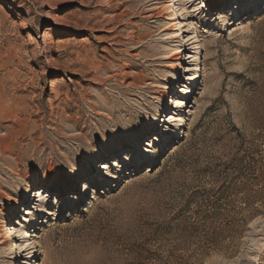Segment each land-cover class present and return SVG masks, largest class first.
I'll list each match as a JSON object with an SVG mask.
<instances>
[{
    "label": "rangeland",
    "instance_id": "1",
    "mask_svg": "<svg viewBox=\"0 0 264 264\" xmlns=\"http://www.w3.org/2000/svg\"><path fill=\"white\" fill-rule=\"evenodd\" d=\"M223 184L264 199V0H0V264H182L155 229ZM197 264H264V211Z\"/></svg>",
    "mask_w": 264,
    "mask_h": 264
},
{
    "label": "trees",
    "instance_id": "2",
    "mask_svg": "<svg viewBox=\"0 0 264 264\" xmlns=\"http://www.w3.org/2000/svg\"><path fill=\"white\" fill-rule=\"evenodd\" d=\"M237 192L227 184L195 191L171 222L155 229V242H164L168 236L180 240L178 244L174 241L171 250H192L186 256L181 254L182 264H197L210 252L234 253L249 219L264 211L263 195L246 190L238 198Z\"/></svg>",
    "mask_w": 264,
    "mask_h": 264
},
{
    "label": "bare ground",
    "instance_id": "3",
    "mask_svg": "<svg viewBox=\"0 0 264 264\" xmlns=\"http://www.w3.org/2000/svg\"><path fill=\"white\" fill-rule=\"evenodd\" d=\"M140 0H138V2H139ZM205 2H208V0H205ZM229 2H230V0H229ZM147 6V5H146ZM174 6V3H171V7H173ZM141 11H145V7H143V6H141V9H140ZM147 11V10H146ZM170 15H172L173 17H171L170 19H173V21H172V27H171V29L173 30V31H175V32H178V34H176L175 36H174V38H176V39H182L183 38V34L181 33V27H179V28H177V26H179L178 25V22L176 21V17H174L175 15H176V11H175V9H171L170 10ZM152 15V14H151ZM180 35H181V37H180ZM195 37L197 36V35H194ZM198 47L199 48H201V45L198 43ZM180 50L179 51H177L176 52V56H175V58H174V63L172 64V67H173V69L177 72V73H179L180 72V69H179V67L177 66V64L179 65V63H178V61H180V60H182V55L180 54ZM199 69V71L198 72H196L197 70ZM200 71H201V64L200 63H198L197 64V66H196V70H195V73H194V83L196 82L195 80H196V78H197V80H199L200 79V75H199V73H200ZM175 77V75H172L171 76V78H174ZM177 83V82H176ZM175 83V84H176ZM193 83V84H194ZM188 91V90H187ZM191 92H193V91H191ZM165 97H167V92H165L163 95H162V99L164 100V98ZM186 124V123H185ZM47 182L46 181H44V182H41L40 184L42 185V187L45 189V187H47L46 184ZM37 190H39V189H37ZM45 191V190H44ZM25 194V193H24ZM23 194V199H27V198H25L26 197V195H24ZM6 200H8L7 198H5ZM29 201V200H28ZM26 202V201H25ZM29 203V202H28ZM16 204L19 206V205H21L22 204V202L20 201V199L18 198L17 200H16ZM0 226H2L3 227V224H1ZM13 231L12 232H10V233H7V231H3L1 234H0V238H1V242L2 243H8V245H10V247H9V249H10V252H11V254L12 253H15L16 252V250L17 249H19V247L16 245V242H14V240L13 239H15V237H19L20 236V234L18 233V231L17 230H14V228L12 229ZM30 244L32 245V248H34V247H37L38 245H39V242L37 241V239H33L32 240V242H30ZM42 249H37L36 250V254H38V255H40L41 253H42V251H41ZM38 252V253H37ZM34 264H37L36 262H34Z\"/></svg>",
    "mask_w": 264,
    "mask_h": 264
}]
</instances>
